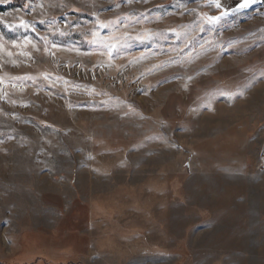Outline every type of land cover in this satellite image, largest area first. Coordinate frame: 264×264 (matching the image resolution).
<instances>
[{
	"label": "rangeland",
	"instance_id": "rangeland-1",
	"mask_svg": "<svg viewBox=\"0 0 264 264\" xmlns=\"http://www.w3.org/2000/svg\"><path fill=\"white\" fill-rule=\"evenodd\" d=\"M12 3L0 264H264V5Z\"/></svg>",
	"mask_w": 264,
	"mask_h": 264
},
{
	"label": "water",
	"instance_id": "water-1",
	"mask_svg": "<svg viewBox=\"0 0 264 264\" xmlns=\"http://www.w3.org/2000/svg\"><path fill=\"white\" fill-rule=\"evenodd\" d=\"M239 2L240 0H222L224 9L226 10L227 14L235 12L233 11V9H236L238 7ZM262 5H264V0H249V7L241 9L239 11L251 10Z\"/></svg>",
	"mask_w": 264,
	"mask_h": 264
},
{
	"label": "snow or ice",
	"instance_id": "snow-or-ice-1",
	"mask_svg": "<svg viewBox=\"0 0 264 264\" xmlns=\"http://www.w3.org/2000/svg\"><path fill=\"white\" fill-rule=\"evenodd\" d=\"M216 7L220 8L221 5L219 3H216ZM249 7V0H240L238 3V7L236 9H233V11H239L241 9ZM221 15H227V12L222 13ZM219 19V17H212L211 20L215 21Z\"/></svg>",
	"mask_w": 264,
	"mask_h": 264
},
{
	"label": "trees",
	"instance_id": "trees-1",
	"mask_svg": "<svg viewBox=\"0 0 264 264\" xmlns=\"http://www.w3.org/2000/svg\"><path fill=\"white\" fill-rule=\"evenodd\" d=\"M12 1H13L12 7L20 6V3H19L20 0H12ZM24 1H30V0H24ZM31 1H33V0H31ZM1 11H3V10H1Z\"/></svg>",
	"mask_w": 264,
	"mask_h": 264
}]
</instances>
